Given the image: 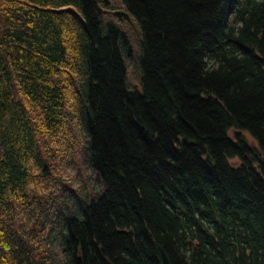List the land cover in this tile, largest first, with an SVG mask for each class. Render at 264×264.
I'll list each match as a JSON object with an SVG mask.
<instances>
[{
	"label": "trees",
	"instance_id": "16d2710c",
	"mask_svg": "<svg viewBox=\"0 0 264 264\" xmlns=\"http://www.w3.org/2000/svg\"><path fill=\"white\" fill-rule=\"evenodd\" d=\"M78 134L94 196L61 173ZM158 244L264 264V0H0V264Z\"/></svg>",
	"mask_w": 264,
	"mask_h": 264
},
{
	"label": "rangeland",
	"instance_id": "374dc122",
	"mask_svg": "<svg viewBox=\"0 0 264 264\" xmlns=\"http://www.w3.org/2000/svg\"><path fill=\"white\" fill-rule=\"evenodd\" d=\"M127 24L136 27V24L130 23V21ZM135 49H137V47H135ZM129 70H130L129 84L131 85L130 87L138 88L141 90L140 83L138 82V75L134 69L133 61L129 63ZM234 132L230 133V136L232 138L235 137ZM78 140H79L78 146H75L76 147L75 157L71 158V161L68 160L67 165H64L63 163L61 164V167L64 168L61 171V173H63V176L65 177L67 176V180L69 178L70 180L75 182L73 185L75 188L79 187L80 184L85 185L87 189L88 188L91 189L92 195L94 196L100 185L96 180V176L92 173V171L90 170V168L86 163L85 151H84V147H86V144L84 138L78 134ZM231 163L237 165L239 162L238 160H233ZM52 164L57 165L56 163L53 162ZM58 244L59 243L57 242L56 245L58 246Z\"/></svg>",
	"mask_w": 264,
	"mask_h": 264
},
{
	"label": "water",
	"instance_id": "95a60500",
	"mask_svg": "<svg viewBox=\"0 0 264 264\" xmlns=\"http://www.w3.org/2000/svg\"><path fill=\"white\" fill-rule=\"evenodd\" d=\"M236 136L241 137L243 140H247L246 136L243 135V132H236L235 133ZM157 250L159 252L160 258H161V263L162 264H171L170 263V259L166 253V251L164 250V248L161 245H157Z\"/></svg>",
	"mask_w": 264,
	"mask_h": 264
},
{
	"label": "bare ground",
	"instance_id": "6f19581e",
	"mask_svg": "<svg viewBox=\"0 0 264 264\" xmlns=\"http://www.w3.org/2000/svg\"><path fill=\"white\" fill-rule=\"evenodd\" d=\"M130 23H135L136 24V20H135V18H132L131 20H130ZM135 69V68H134ZM129 72H130V70H129ZM244 141H246V140H244Z\"/></svg>",
	"mask_w": 264,
	"mask_h": 264
}]
</instances>
